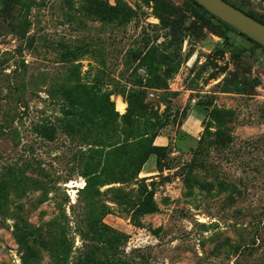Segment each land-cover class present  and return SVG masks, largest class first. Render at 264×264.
Instances as JSON below:
<instances>
[{"label":"rangeland","instance_id":"obj_1","mask_svg":"<svg viewBox=\"0 0 264 264\" xmlns=\"http://www.w3.org/2000/svg\"><path fill=\"white\" fill-rule=\"evenodd\" d=\"M149 151L133 220L109 190L136 193ZM19 231L33 264H264V47L192 0H0V264Z\"/></svg>","mask_w":264,"mask_h":264},{"label":"trees","instance_id":"obj_2","mask_svg":"<svg viewBox=\"0 0 264 264\" xmlns=\"http://www.w3.org/2000/svg\"><path fill=\"white\" fill-rule=\"evenodd\" d=\"M213 18L219 23V25L223 24L225 26H228L227 24L215 18L214 16ZM256 20L260 22L258 19ZM105 22L112 23L114 22V18L107 19L105 20ZM218 37L224 38V36L220 32L218 34ZM219 57H224L223 53H221ZM91 99L96 100L97 98L91 97L90 95L87 97V101L82 102L80 105L76 106L73 109L72 114H70V116L73 118L74 121L80 123L83 120L86 121L91 120V122L97 124L96 118L88 119L89 111H90V109L88 108V102ZM158 137L160 136H156V139ZM165 149H167V147H155L154 144H152V151L160 152ZM152 154L154 153H150L149 151L147 155L145 154L143 156L139 155L136 156L135 158L133 157L132 160L130 161L132 166L131 177L133 180H137V182L139 183L138 185L139 187L136 193L134 190L126 194H124L121 190H114L113 188L109 190V193H112L113 197L115 196L116 202H119L118 205L119 204L121 205V210L126 215H130L133 220H137L139 219V217H144L153 214L156 211V206L154 202V192L149 190L150 186L146 184L147 179H142V180L138 179L141 172L143 171L144 166L146 165L149 159V156H151ZM88 168H89V176L93 178L90 179L88 186H91L92 181L95 184H100L102 186L117 184L120 182V179H118L116 175H114V167L111 169H107L101 163H93V164L90 163L88 165ZM98 194L101 193L99 192ZM28 236H29L28 233H26L25 231H19L16 236V242L19 245L20 252L22 254L21 256L22 264H33L35 259V253L32 247L28 244Z\"/></svg>","mask_w":264,"mask_h":264},{"label":"water","instance_id":"obj_3","mask_svg":"<svg viewBox=\"0 0 264 264\" xmlns=\"http://www.w3.org/2000/svg\"><path fill=\"white\" fill-rule=\"evenodd\" d=\"M215 18L264 47V24L224 0H192Z\"/></svg>","mask_w":264,"mask_h":264},{"label":"bare ground","instance_id":"obj_4","mask_svg":"<svg viewBox=\"0 0 264 264\" xmlns=\"http://www.w3.org/2000/svg\"><path fill=\"white\" fill-rule=\"evenodd\" d=\"M116 109H117V112H119L121 114H124L126 109H127V106H126L125 102H123L122 100H118L117 99ZM75 185H76V187L80 186L79 184H77L75 182V183H71L70 188H73V187L75 188Z\"/></svg>","mask_w":264,"mask_h":264},{"label":"crops","instance_id":"obj_5","mask_svg":"<svg viewBox=\"0 0 264 264\" xmlns=\"http://www.w3.org/2000/svg\"><path fill=\"white\" fill-rule=\"evenodd\" d=\"M157 142L160 143V146L165 147V141H164L163 138L159 137V138L156 140V144H157ZM152 173H153V172H152ZM139 177H140V178H143V179H148V177H150V173H147V172H143V171H142Z\"/></svg>","mask_w":264,"mask_h":264}]
</instances>
